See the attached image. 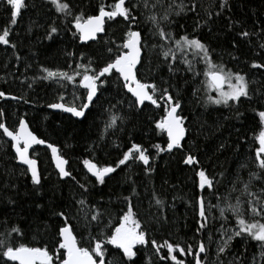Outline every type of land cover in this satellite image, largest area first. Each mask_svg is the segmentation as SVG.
Instances as JSON below:
<instances>
[{"label":"snow or ice","instance_id":"1","mask_svg":"<svg viewBox=\"0 0 264 264\" xmlns=\"http://www.w3.org/2000/svg\"><path fill=\"white\" fill-rule=\"evenodd\" d=\"M236 3L0 0L6 13L0 17V51L4 53L0 64L5 69L11 66L19 71L23 66L26 73L39 54L36 46L51 47L62 35L74 49L62 50L66 68L40 64L39 75L31 82L23 73L21 79L12 72L13 79L28 89L38 81L58 85L55 99L45 107L68 113L80 123L96 109L105 116L96 139L84 146L81 180L63 150L72 145L62 147L41 137L25 116L9 126V113L0 106V135L8 144L5 155L15 162L0 174V205L18 206L9 194L17 189L12 178H26L33 207L47 214L44 219L35 215L33 223L48 236L36 244L23 242L25 231L18 223L8 225L4 213L0 217L4 227L0 231V264H137L145 258L142 253H150L147 264H186L184 257L188 256L192 260L187 264H264V14L250 10L255 19L249 26L247 18H236ZM28 12L32 15L27 26L23 32L17 31ZM188 20L192 21L190 31ZM205 37H214L216 47ZM43 41L50 43L44 45ZM217 47L221 49L218 54ZM224 55L241 67H228ZM201 63L203 71L196 67ZM201 76L199 87L189 92L188 86ZM0 79L8 82L5 76ZM68 85H72L70 92L66 91ZM189 96L208 116L219 113L211 123L198 114L195 136L192 117L185 115ZM0 100L34 103L5 89H0ZM146 111L157 113L148 116V128L159 142L145 146L128 134L130 146L121 152V145L112 141L119 155L111 163H102L98 157L107 149L108 137L124 133L129 123L135 127L134 122ZM249 112L255 121L250 141L241 131ZM231 121L240 122V127L231 125L236 138L230 142L232 133L224 137L223 129ZM212 139L217 142L209 151ZM244 142H248L247 152ZM38 146H43L45 155L50 153L55 181L41 167ZM227 152L232 153L231 162H221L219 157ZM163 154L170 161L179 157L177 164L191 172V195L187 200L180 197L194 224L191 237L182 235L179 220L168 214L175 213L177 197L169 205L163 191L152 184L156 161ZM109 180L128 186V195L116 197L124 205L116 212L111 207L114 194L103 191ZM45 181L51 183V196L41 203ZM61 185L70 187L67 196ZM140 187L151 193L148 207L155 209L145 217L137 210V203H143ZM14 195H19L18 190ZM10 211L16 212V208ZM181 218L187 223V216ZM161 230L167 231V238H156Z\"/></svg>","mask_w":264,"mask_h":264},{"label":"trees","instance_id":"2","mask_svg":"<svg viewBox=\"0 0 264 264\" xmlns=\"http://www.w3.org/2000/svg\"><path fill=\"white\" fill-rule=\"evenodd\" d=\"M39 2V0H37ZM86 2V0H85ZM250 10L255 11L260 14H264V3L262 0H244V6H240V0H237L235 13L236 18H247L249 26H251L252 20L255 19L254 16L250 15ZM32 15V12H28L24 15L22 22L16 29L17 31L23 32V29L27 26L29 16ZM6 13L3 7H0V17H5ZM183 22V21H182ZM186 23L189 25V31L191 30L192 21L188 20ZM223 23V22H222ZM219 27V25H217ZM182 34V30H179ZM13 39L15 37L13 36ZM33 41L35 37H31ZM205 39H211L212 44L216 47L215 38L205 37ZM50 42L43 41L44 45H48ZM69 41L68 38L64 35L58 38L57 43L52 44L51 47L41 48L39 45L36 46L39 49V54L33 63V67L29 69L26 73L24 71V67L21 66L19 71H16L15 68L9 66L8 69H5L2 64H0V76H5L7 79V83L4 80L0 79V89H5L15 95H23L26 99L32 100L34 103L24 104L22 101H4L0 100V106L4 107L10 116V119L7 121L9 126H14L16 120L19 116H25L26 119L30 121V127L33 131H35L41 137L48 138L51 142L57 143L62 147L65 144L72 145L71 148H64V152L67 158L70 160L71 167L75 169V172L78 174V179L83 180V174L81 173L82 165L80 164V160L84 157V146L87 142L91 140H95L101 129L103 128V122L105 120V116L101 114L100 109L94 110V112L89 113L87 118L83 120V123H80L76 118L71 117L65 113H61L58 111H52L45 107L48 102H52L57 95L58 85L49 84V82H37L33 85L32 89H28L26 85H21L19 80H14L11 76L12 72H15L17 77L23 79L21 73L26 75L31 82V78L34 75H39V65L43 64L48 67L53 68H66V59L62 50H74L68 47ZM2 48V46H0ZM27 52V49L24 50ZM221 51L219 47H217V54ZM4 57L3 51H0V60ZM217 62H220V58L218 55L214 57ZM223 61L228 65V67L233 68V70H238L241 65H237L234 62H231L227 55L223 56ZM183 67V65H181ZM197 70L203 71L204 65L197 64ZM247 70V69H245ZM70 71V69H69ZM186 76H191L190 73H184ZM203 79V77H198L197 82L193 85L190 84L189 92L192 87H199V80ZM183 80L180 81L181 87H183ZM72 90V85H68L66 91L70 92ZM214 94V93H213ZM201 95L203 93L201 92ZM186 111L185 115H190L192 117V126H193V136L196 135V129L198 128V121L196 119L197 115L200 114L201 118H206L211 123V120L218 116L219 113H212L211 116H208L204 113V109L199 105H194L192 103V98L189 96L186 101ZM244 110L243 108L241 109ZM211 111V109H209ZM224 115H229L227 110L221 109ZM155 116L157 113L152 111H146L143 115H141L134 123L135 127H133L132 123H129L126 126L124 133H117V135L108 137V147L105 152L99 154V159L102 163H111L117 159L119 153L114 150L111 146V142L115 141L121 145L120 151L126 150L127 146H130L129 135L131 134V138L135 140V142L144 143L145 146H149L150 143L159 142V138L152 136L150 129L148 128V116ZM249 119L245 121V126L241 130L243 133L250 138L253 135V128L255 121L251 118L252 114L249 112ZM232 124H235L236 127H240V122L231 121L226 122V127L223 129V136L229 137V133H232L229 140H234L236 138V134L232 128ZM216 136L219 137L220 133H216ZM200 140L203 141L204 137L201 136ZM6 139L0 135V174H2L5 168H10L15 162L10 159V156L5 155V152L8 150V144L5 143ZM216 139H212L208 141L209 151L211 150V145L216 143ZM248 142H244V151L247 152ZM38 151L41 155V167L47 169L45 175L49 172L52 173V181H55V174L53 172V168L49 166V154H44V148H39ZM154 151V150H153ZM110 153V154H109ZM173 159L170 161V158L167 154H163V158L157 160L156 163L158 165L157 173L153 176L152 184L156 187L158 191H163L164 198L169 202V205L172 203V197L176 196L175 200L176 211L173 214L169 211V216L173 215L181 225L180 232L182 235H186L187 237H191L192 232L194 230V224L191 221V214L185 207L184 202L180 199V197H184V200L191 195L192 187L191 180L188 177L191 176V172L185 171L183 166L177 164V160ZM220 161L223 162L225 159L229 161L232 160V153L227 152L219 157ZM208 163V161H205ZM125 171H128L125 169ZM139 172V169H136ZM18 176V172H17ZM138 176H134L133 179H138ZM17 184V189H12L9 191L10 195H13V198L18 201V206H9L8 208H4L0 205V217L4 215V213L8 214V225L18 223L26 235L24 237L23 242L36 244L38 242H42L48 239V236L44 234L43 229L37 231L35 224L33 223L34 217L37 214L41 215V219L47 215L41 210L35 209L33 207V199L34 197L30 193V183L26 180V178L13 177ZM167 179L169 183L167 185L163 184V180ZM145 183H148L145 180ZM174 186V187H173ZM63 190V195L67 196L70 192V187L61 185ZM126 184H117L115 180H109L106 187L103 188L105 193L114 194L112 195V210L114 212L118 211L120 208H123L124 205L116 199L117 196L123 194L128 195ZM18 190L19 195H14V193ZM140 192V199L143 201L142 204L137 203V210L139 211L141 217H145L151 211H155V209H149V199L151 193L145 191L144 188H138ZM51 196V183L49 181H45V197L44 200H41V203H44L48 197ZM108 199V196H105V200ZM11 207L16 208V212H11ZM21 209L23 211H21ZM31 209V211H29ZM182 216H187L188 220L185 223V220L182 219ZM4 227L0 226V231H3ZM157 239L167 238V231L161 230L156 234ZM150 255V253H142L141 256L145 257L144 259H139L137 264H147L146 256ZM155 260V258H153ZM187 262L192 260L191 256L184 257Z\"/></svg>","mask_w":264,"mask_h":264},{"label":"water","instance_id":"3","mask_svg":"<svg viewBox=\"0 0 264 264\" xmlns=\"http://www.w3.org/2000/svg\"><path fill=\"white\" fill-rule=\"evenodd\" d=\"M49 110H52V109H49ZM52 111H57V110H52ZM59 112V111H58ZM65 114H67V115H70V114H68V113H65ZM77 119V118H76ZM5 139H7L6 137H4ZM39 148H43V146H38ZM49 156H50V153H49Z\"/></svg>","mask_w":264,"mask_h":264},{"label":"flooded vegetation","instance_id":"4","mask_svg":"<svg viewBox=\"0 0 264 264\" xmlns=\"http://www.w3.org/2000/svg\"><path fill=\"white\" fill-rule=\"evenodd\" d=\"M7 140V139H6Z\"/></svg>","mask_w":264,"mask_h":264}]
</instances>
